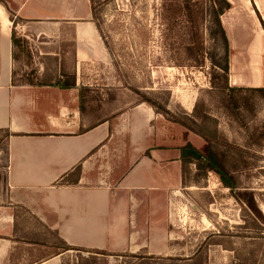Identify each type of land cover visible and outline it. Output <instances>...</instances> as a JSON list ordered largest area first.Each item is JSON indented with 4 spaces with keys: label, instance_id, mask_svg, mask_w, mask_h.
I'll return each instance as SVG.
<instances>
[{
    "label": "crops",
    "instance_id": "crops-1",
    "mask_svg": "<svg viewBox=\"0 0 264 264\" xmlns=\"http://www.w3.org/2000/svg\"><path fill=\"white\" fill-rule=\"evenodd\" d=\"M228 1V85L264 87V0ZM112 63L92 0H0V264L145 247L184 185L182 148L207 144L145 101L101 112L122 88L93 73Z\"/></svg>",
    "mask_w": 264,
    "mask_h": 264
},
{
    "label": "rangeland",
    "instance_id": "rangeland-1",
    "mask_svg": "<svg viewBox=\"0 0 264 264\" xmlns=\"http://www.w3.org/2000/svg\"><path fill=\"white\" fill-rule=\"evenodd\" d=\"M92 1L113 55L112 65L93 76L111 75V90L112 84L122 88L98 99L101 112L111 116L147 100L167 118L188 121L185 113L197 103L191 115L203 121L208 113L205 123L217 127L219 142L240 152L236 167H226L238 187H226L216 170L204 177L191 166L162 217L148 226L145 247L124 252L69 249L62 264H264V98L243 92L241 97L252 99L249 106L233 112L222 107L211 88L218 82L215 75L225 76L214 63H225L226 46L212 18L206 15L200 24L205 53L196 62V29L184 15L171 19L164 0ZM189 45L193 49L187 52ZM107 161L98 158L94 170L102 171Z\"/></svg>",
    "mask_w": 264,
    "mask_h": 264
},
{
    "label": "trees",
    "instance_id": "trees-1",
    "mask_svg": "<svg viewBox=\"0 0 264 264\" xmlns=\"http://www.w3.org/2000/svg\"><path fill=\"white\" fill-rule=\"evenodd\" d=\"M164 7L167 12H169V17L171 19H178L180 16L184 15L188 18L196 32L192 34L196 38L197 45V57L196 62L199 61L198 57L204 56L203 44L199 41L201 37L200 24L205 19L206 15H209L218 31L222 34V37L226 46V60L224 64L214 63L219 67L224 73L228 72V39L226 37L225 30L222 26L220 16L231 7V3L228 0H164ZM14 29H13V44L14 47L17 45H22L26 41L18 36L15 25L18 22L17 18L13 19ZM212 36L216 35V31L211 32ZM193 37V38H194ZM194 43V42H192ZM191 45L187 46L186 51L192 50ZM203 52V54H202ZM218 73V72H216ZM218 82L212 83L211 90L217 91L220 96V101L227 111L233 112L235 109H240L241 105L249 106L251 97H241L244 96L241 93L258 94L260 97L264 98V87L260 88H246V87H230L226 80V77L222 74H217L214 76ZM85 99L81 98V106L85 103ZM147 101V100H143ZM149 102V101H147ZM150 104H153L149 102ZM197 103L191 113H185V120L179 118H169L172 121L178 122L192 131H198L200 135L204 136L207 140L203 151L197 150L191 143H187L182 148V167H183V181H185L186 175L192 171V163L196 164V172H202L204 177L207 176V172L216 170L221 175L222 183L231 189L237 186V181L229 176L227 166L232 168L236 167L235 157L240 152L228 146H224L218 140V129L217 127L211 128L205 123V119L208 118V113L202 116V120H198L195 116L191 115ZM101 123V122H100ZM70 249V248H66Z\"/></svg>",
    "mask_w": 264,
    "mask_h": 264
}]
</instances>
